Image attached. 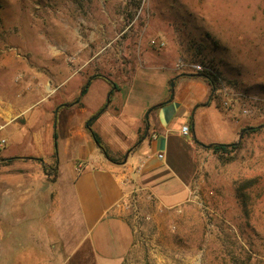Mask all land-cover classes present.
Listing matches in <instances>:
<instances>
[{
	"label": "rangeland",
	"instance_id": "obj_1",
	"mask_svg": "<svg viewBox=\"0 0 264 264\" xmlns=\"http://www.w3.org/2000/svg\"><path fill=\"white\" fill-rule=\"evenodd\" d=\"M103 48L128 70L144 64L133 88L149 81L150 92L136 96L133 90V100L126 98L133 108L151 98L172 61L180 72L200 65L198 72L212 74L217 103L241 122L237 148L200 156L183 202L133 199L126 206L133 244L121 264H264V0H0V108L9 110L6 120L20 121L16 101L64 80L82 51L91 56ZM147 56L162 68L147 66ZM94 86L95 96L85 101L90 111L104 99L102 87ZM48 194L24 205L23 216L0 219V264L17 263L24 236L49 212ZM67 264L93 263L78 251Z\"/></svg>",
	"mask_w": 264,
	"mask_h": 264
},
{
	"label": "crops",
	"instance_id": "obj_2",
	"mask_svg": "<svg viewBox=\"0 0 264 264\" xmlns=\"http://www.w3.org/2000/svg\"><path fill=\"white\" fill-rule=\"evenodd\" d=\"M116 57L104 48L91 56L82 51L64 80L47 82L49 88L36 87L16 101L20 121L6 120L9 110L0 108V219L23 216V206H32L36 195L48 191L50 197L49 212L24 236L16 264H67L78 251L93 264H121L133 244L126 206L133 199L164 206L183 202L200 156L210 151L206 146L234 143L239 135L241 122L220 107L203 76L180 72L172 61L151 98L133 108L126 102L133 100V90L136 96L150 92L149 81L140 90L133 88L144 64L128 70ZM152 59L147 56L144 63L162 68ZM94 85L102 87L104 99L90 111L85 101L95 96ZM65 103L71 105L59 107ZM59 113L61 161L55 149ZM94 114L91 129L108 157L85 126ZM183 125L186 135L180 131Z\"/></svg>",
	"mask_w": 264,
	"mask_h": 264
},
{
	"label": "trees",
	"instance_id": "obj_3",
	"mask_svg": "<svg viewBox=\"0 0 264 264\" xmlns=\"http://www.w3.org/2000/svg\"><path fill=\"white\" fill-rule=\"evenodd\" d=\"M198 74H201L203 76V78L209 83L210 87H211V92H212V95L215 97L214 95V90L216 88V79L215 77L210 74L209 72H197ZM93 77H102L104 79H106V81L113 85L112 82H110L105 76L101 75V74H96L95 76ZM91 79V78H90ZM89 82V81H88ZM71 105V103H65V104H62L60 105L59 107H63V106H69ZM103 107L104 105L99 109V111L97 112V114L103 110ZM97 114H94L92 116H90L87 120H86V128L87 130L89 131V134L90 136L92 137V139L94 140V142L96 143V145L103 151V153L105 154L106 157L107 156V153L105 152V150L103 149V147L101 146V143H100V140H99V137L97 136V134L91 129V123L93 122L94 119H96L97 117ZM254 131V130H252ZM54 138L56 139V134L54 133ZM206 148L210 149L213 153H217V154H220V153H225L227 152L229 149H234V148H237V145L235 143H229V144H225V143H218V144H210L208 146H206Z\"/></svg>",
	"mask_w": 264,
	"mask_h": 264
},
{
	"label": "built area",
	"instance_id": "obj_4",
	"mask_svg": "<svg viewBox=\"0 0 264 264\" xmlns=\"http://www.w3.org/2000/svg\"><path fill=\"white\" fill-rule=\"evenodd\" d=\"M152 44H155L156 46H161V45H163V42H155V41H152ZM193 69H194L196 72L202 70V68H201L200 65H194V66H193ZM180 131H181L182 134L186 135V134L188 133V126H187V125H183V126L181 127V130H180ZM1 142H3V140H2ZM158 158H162V155H161V154H158Z\"/></svg>",
	"mask_w": 264,
	"mask_h": 264
},
{
	"label": "water",
	"instance_id": "obj_5",
	"mask_svg": "<svg viewBox=\"0 0 264 264\" xmlns=\"http://www.w3.org/2000/svg\"><path fill=\"white\" fill-rule=\"evenodd\" d=\"M173 85V82H171V84H170V86H172ZM85 91V88H83V90H82V92L81 93H83ZM108 101V100H107ZM245 131V129H243L241 132H240V136L243 134V132Z\"/></svg>",
	"mask_w": 264,
	"mask_h": 264
}]
</instances>
